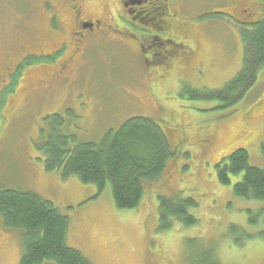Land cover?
<instances>
[{"label": "rangeland", "instance_id": "obj_1", "mask_svg": "<svg viewBox=\"0 0 264 264\" xmlns=\"http://www.w3.org/2000/svg\"><path fill=\"white\" fill-rule=\"evenodd\" d=\"M104 2L89 0L86 10L104 19ZM175 12L172 35L157 34L182 43L188 53L166 67L143 50L146 42L136 49L137 25L120 23L127 37L116 31L91 42L63 73L54 60L24 65L18 91L0 94V188L30 190L50 200L68 217L67 245L93 264H194L210 249L221 264H264V211L249 221L264 200L235 196L232 186L242 175L221 185L214 171L238 147L246 149L249 165L264 166V66L236 103L203 97L241 68L239 24L230 16L254 21L264 16V2L177 0ZM53 113L76 142H97L131 116L152 118L167 134L174 159L159 180L146 185L136 208L119 209L109 185L98 193L75 175L45 170L39 146L47 136L44 117ZM163 192L192 196L197 203L188 212L197 223L172 219L169 229L160 230L157 194ZM22 252L20 232L4 227L0 216V264H19Z\"/></svg>", "mask_w": 264, "mask_h": 264}, {"label": "trees", "instance_id": "obj_2", "mask_svg": "<svg viewBox=\"0 0 264 264\" xmlns=\"http://www.w3.org/2000/svg\"><path fill=\"white\" fill-rule=\"evenodd\" d=\"M145 24L152 30L151 35H161L153 25ZM239 36L243 45L239 72L221 89L208 90L203 97L232 105L255 83L264 66V16L251 22H239ZM149 44L151 42L143 50L147 48L155 62L165 67L179 59L185 51L183 46L179 47L174 57L166 62L164 55L173 49L167 44L151 47ZM139 47L137 45L136 49ZM33 62L47 63L44 58ZM44 120L47 136L39 148L45 155V170H61L63 177L75 175L80 182L95 185L98 193L109 185L115 206L119 209L136 208L144 196L146 185L159 180L175 156L167 134L149 117L131 116L118 128L107 129L97 142H76L73 134L61 130L64 120L58 113L46 115ZM259 151L264 160V140L259 145ZM214 171L221 185H228L231 178L242 175L232 186L235 196L264 200V166L249 165L246 149L238 147L222 156L215 163ZM157 199L161 210L160 230L169 229L172 219L185 226L197 223L196 217L188 212L197 203L192 196L183 198L179 194L166 195L163 192L157 194ZM262 211L264 208L256 211L249 221L255 223ZM0 216L4 227L21 234L23 252L19 264H42L45 261L93 264L81 251L67 245V215L36 192L0 188ZM235 228L231 226L230 230ZM243 235L249 237L248 234ZM201 253L194 264H221L214 250Z\"/></svg>", "mask_w": 264, "mask_h": 264}, {"label": "flooded vegetation", "instance_id": "obj_3", "mask_svg": "<svg viewBox=\"0 0 264 264\" xmlns=\"http://www.w3.org/2000/svg\"><path fill=\"white\" fill-rule=\"evenodd\" d=\"M88 1L0 0V94H15L22 80L23 65L37 63L33 61L39 57L47 63L54 60L59 64L58 72L63 73L91 42L112 38L110 33L116 31L127 37V28L122 26L123 30H119L117 23L135 24L140 28L135 32L139 38L135 41L137 45L142 46V42H151L150 47L169 45L173 50L164 55L166 62L183 46L162 37L172 35L178 25L175 20L177 0H108L102 6L104 19L94 18L86 10ZM144 23L153 25L162 36L151 35L152 30ZM117 34L116 37L123 40ZM125 41L131 43V39ZM38 49L50 50L39 53ZM187 53L185 49L182 56Z\"/></svg>", "mask_w": 264, "mask_h": 264}]
</instances>
